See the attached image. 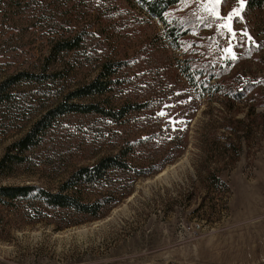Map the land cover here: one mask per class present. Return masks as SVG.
Here are the masks:
<instances>
[{
	"label": "rangeland",
	"instance_id": "rangeland-1",
	"mask_svg": "<svg viewBox=\"0 0 264 264\" xmlns=\"http://www.w3.org/2000/svg\"><path fill=\"white\" fill-rule=\"evenodd\" d=\"M17 3L0 0V83L23 70L59 74L5 85L0 159L106 62L123 65L104 94L74 99L116 116L47 118L38 144L1 170L0 183L55 191L106 155L129 168L111 170L106 188L86 187L88 201L116 199L95 218L0 200V264H264V6L246 0L243 18L229 22L239 0H180L166 13L190 29L178 43L142 0ZM229 23L235 38L220 27ZM78 33L81 46L51 55L47 66L52 44ZM230 42L236 60L224 51ZM201 65L215 74L207 87L246 89L244 98L202 90L193 76Z\"/></svg>",
	"mask_w": 264,
	"mask_h": 264
},
{
	"label": "trees",
	"instance_id": "trees-1",
	"mask_svg": "<svg viewBox=\"0 0 264 264\" xmlns=\"http://www.w3.org/2000/svg\"><path fill=\"white\" fill-rule=\"evenodd\" d=\"M19 5H22L23 0H17ZM180 0H142V2L149 8L151 12L160 17L164 23L167 25V30L174 40L180 43V39L189 32L190 29L184 28L179 23L171 24L167 19L166 13L170 7L177 4ZM27 2V1H26ZM17 3V4H18ZM29 3H24L23 6H28ZM264 6V0H248L249 8H261ZM84 41L83 35L78 33L74 37H69L67 39H59L52 44L50 55L46 59L47 66L51 64L50 57H54L57 53L63 51H72L79 48ZM123 63H110L106 62L102 66L101 72L92 80L78 86L76 89L71 91L63 100L59 101L53 105L44 116L34 123L32 127L18 140L14 141L9 147L8 151L0 159V172L5 169L7 165L19 162L21 160L20 153L24 150H28L36 146L39 142L41 135V126L47 118H56L61 115L68 113H99L105 114L110 117L116 115L113 111H108L100 103L90 102V103H80L74 101L76 98L90 97L94 95L104 94L108 89V84L110 81V76L118 72ZM204 66L201 65L193 71V76L200 78L201 84L200 88L206 90V92H211L212 89H217L218 91H224L228 96L237 98L241 100L244 98V90L236 91L226 90L225 86L220 89L219 84L210 85L207 87L206 79L213 80L215 74H211L210 71H205ZM47 69H44L41 74L21 71L10 76L7 80L0 83V99L2 97V92L8 83L15 84L22 79H36L42 81L43 79L51 76H57L59 73L54 74L46 73ZM104 76H108V79H104ZM109 80V81H108ZM210 90V91H208ZM236 94V95H235ZM136 104H128L126 108H140ZM120 112H125V108ZM14 152V153H12ZM129 163L124 159H121L118 155H106L101 157L95 164L82 166L76 169L59 187L58 190H49L38 185H2L0 183V200L1 202H8L6 200H32L34 202L40 203L42 206L49 210L58 209H70L78 214L90 215L92 217H99L102 210L113 204L116 199H112L107 195L94 200L88 201L84 199V193L87 186H99L106 188L111 184V178L109 172L111 170L118 169H128Z\"/></svg>",
	"mask_w": 264,
	"mask_h": 264
},
{
	"label": "snow or ice",
	"instance_id": "snow-or-ice-1",
	"mask_svg": "<svg viewBox=\"0 0 264 264\" xmlns=\"http://www.w3.org/2000/svg\"><path fill=\"white\" fill-rule=\"evenodd\" d=\"M211 2H214L215 5H219L221 3V0H211ZM226 2V0H225ZM240 3V10H236L234 9L231 13H229L226 17V19L231 22L235 17H240L241 19L243 18L241 16V10H243L246 0H239ZM205 11H208L210 13H212L217 19H220V13L218 11L215 10V8H208L207 6H205ZM221 28H227V31L232 33L233 38L236 37V33L233 31V28L231 27V24H221L220 25ZM242 35L244 37H247L248 40L253 41V44H255V41L253 40V38L248 34V32L245 30ZM224 51L228 54H230V57L232 60H236L238 59L237 54L233 51V47L231 46V42H230V46L228 48H225ZM259 83V82H258ZM177 95H180L179 93H177ZM180 103H187V101H180ZM168 107H172L171 105H169ZM157 115L159 116H165L167 115V113L161 111L159 113H157Z\"/></svg>",
	"mask_w": 264,
	"mask_h": 264
}]
</instances>
